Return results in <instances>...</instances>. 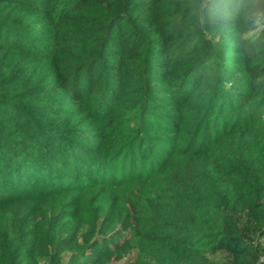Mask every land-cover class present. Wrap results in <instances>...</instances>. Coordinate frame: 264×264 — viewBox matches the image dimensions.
<instances>
[{"label":"trees","instance_id":"16d2710c","mask_svg":"<svg viewBox=\"0 0 264 264\" xmlns=\"http://www.w3.org/2000/svg\"><path fill=\"white\" fill-rule=\"evenodd\" d=\"M196 2L0 0V264H264V39Z\"/></svg>","mask_w":264,"mask_h":264},{"label":"clouds","instance_id":"9594fccd","mask_svg":"<svg viewBox=\"0 0 264 264\" xmlns=\"http://www.w3.org/2000/svg\"><path fill=\"white\" fill-rule=\"evenodd\" d=\"M196 11L205 20L239 19L246 28L243 39H264V0H197Z\"/></svg>","mask_w":264,"mask_h":264},{"label":"rangeland","instance_id":"374dc122","mask_svg":"<svg viewBox=\"0 0 264 264\" xmlns=\"http://www.w3.org/2000/svg\"><path fill=\"white\" fill-rule=\"evenodd\" d=\"M70 200H71V198L69 197L68 201H70ZM79 208L80 207L78 206V207H75V209H71V214L73 215V218H74L72 221V224L77 222V221H79L81 223H86V222L90 221L93 217L92 211H84V210L81 211V209H79ZM239 223L242 226L244 238L250 239V240L255 242V239L252 238L251 234H250L251 223L248 220V218L245 216L244 218H242L239 221ZM256 243L262 246L264 244V240L257 241ZM263 261H264V258H263Z\"/></svg>","mask_w":264,"mask_h":264}]
</instances>
